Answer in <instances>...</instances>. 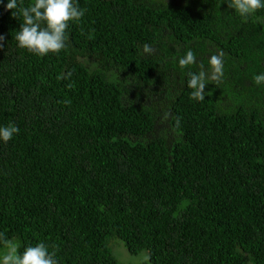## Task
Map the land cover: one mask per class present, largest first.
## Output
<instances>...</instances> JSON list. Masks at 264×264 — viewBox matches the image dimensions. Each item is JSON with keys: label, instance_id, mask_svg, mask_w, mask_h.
<instances>
[{"label": "trees", "instance_id": "trees-1", "mask_svg": "<svg viewBox=\"0 0 264 264\" xmlns=\"http://www.w3.org/2000/svg\"><path fill=\"white\" fill-rule=\"evenodd\" d=\"M227 3L79 0L44 57L0 5V125L20 129L0 142V232L20 252L120 264L118 239L150 264H264V9ZM220 52L221 82L192 100L187 73Z\"/></svg>", "mask_w": 264, "mask_h": 264}, {"label": "clouds", "instance_id": "clouds-1", "mask_svg": "<svg viewBox=\"0 0 264 264\" xmlns=\"http://www.w3.org/2000/svg\"><path fill=\"white\" fill-rule=\"evenodd\" d=\"M0 5L5 10H12L11 15L21 22L15 35L16 46L38 57L60 53L66 47V30L70 22L79 23L86 11L80 7L79 0H34L27 5L24 0H7V3L0 0ZM227 6L246 19L264 9V0H228ZM3 40V35H0V42ZM143 47L145 53H152L150 45L145 44ZM178 64L181 69L195 65L197 56L188 50L178 58ZM199 67V71L187 73L186 86L191 90L190 98L195 101L205 99V87L209 82H221L223 53L209 56L207 70L203 64ZM255 83L264 84V73L255 76ZM19 131L15 123L0 125V142L7 143ZM150 259V256L145 255L144 264H149ZM0 264H59V261L56 251L50 250V246L44 242L28 245L20 252L19 245L0 232Z\"/></svg>", "mask_w": 264, "mask_h": 264}, {"label": "rangeland", "instance_id": "rangeland-1", "mask_svg": "<svg viewBox=\"0 0 264 264\" xmlns=\"http://www.w3.org/2000/svg\"><path fill=\"white\" fill-rule=\"evenodd\" d=\"M112 243L114 246H112L113 253L120 264H144L143 257L148 255L147 252L143 251L137 255H131L126 251L121 240L115 239L112 241Z\"/></svg>", "mask_w": 264, "mask_h": 264}]
</instances>
